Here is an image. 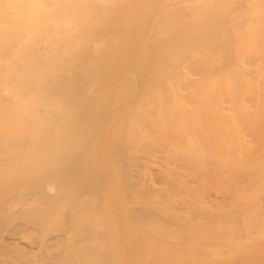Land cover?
<instances>
[{"label":"bare ground","instance_id":"obj_1","mask_svg":"<svg viewBox=\"0 0 264 264\" xmlns=\"http://www.w3.org/2000/svg\"><path fill=\"white\" fill-rule=\"evenodd\" d=\"M253 90L264 103V0H0V264H252L258 246L242 239L254 222L243 229L199 205L194 224V215L175 216L172 206L164 217L151 204L141 192V139L159 120L148 106L236 108L251 105ZM191 190L197 207L202 189ZM158 215L169 234L182 231L175 244L226 246L197 257L189 248V262L162 251L160 262Z\"/></svg>","mask_w":264,"mask_h":264},{"label":"rangeland","instance_id":"obj_2","mask_svg":"<svg viewBox=\"0 0 264 264\" xmlns=\"http://www.w3.org/2000/svg\"><path fill=\"white\" fill-rule=\"evenodd\" d=\"M253 92L255 93L256 97L251 102V105H240V106L237 105L236 108L233 105H231V106H228L229 109L227 108V106H223V105L220 107V105H218L217 103L215 104V105H217L216 108H215L214 103L210 105L209 103H206V102L203 103V102H198V101H193V100H191V102H189L190 104H188L189 100H187V102H185L186 104H184V102L176 103V104H174L175 106L174 105L171 106L172 104H170V105L167 104V106L169 105L170 107L169 106L168 107L167 106L163 107V109H165V110H163V109H159L158 110V107H156V105H155V107L157 108V110L153 106H152V108H154V109H152V108H150V106H148L149 108H147V109L151 110L150 112L152 113V115L153 116L157 115V117H155L156 120H158V119L160 120L161 119L162 122L160 121V123H158L159 120L156 121V120H154L155 119L154 118L153 119L154 120L153 123L156 121L155 122L156 124L155 123L153 124V125L156 126L155 128L153 127V125L152 126H148V125H151V124H148V122H147L148 125L146 124L149 127V129L151 128L150 129L151 132L156 130V129L161 130L160 134H159V130H158V131L152 132L153 133V135H152L148 128H147V131H149V132L146 131V128H145V131L143 132V137L144 138L142 137L143 139H141V140L144 142L143 143L144 147L141 146V148L143 147V149H141V163H142V165H141V171H142L141 175L143 174L144 176H141V192L149 193L148 194L149 196L147 195L146 197L153 198L152 201H151V204L153 202L157 201L156 204L153 203V205L159 207V209L162 210L160 212L161 213L163 212L162 214H165V213H167L169 211L168 214H170V212H171V214L177 213V215L175 214V216H178V217H181L183 215L187 216V217H191V216L193 217V215H194V217L196 218L195 219L196 221L191 219V220H189L190 223L196 224L197 223V219L198 218H202L201 215H203V214L200 212V210H202V208L199 209L201 205H203L204 209H206V210L208 209L210 212H212L211 209H213V207H214L215 210H216L215 211L216 213L218 211V213H221L222 215H226L225 218L222 217L221 219H225V220L227 218H230L232 220H234L235 218L237 220L239 219L238 221H239V223H240V221L242 222L240 225L242 226L243 229H246V227H248L249 229L252 230V228L250 227V221L254 222L255 225H254L253 229H255V231L253 230L254 231V233H253V231L249 232L248 230H246L247 233L245 235H248L250 233L249 235L251 237L250 236L247 237V236L244 235L245 237L243 236L242 240H243V242L245 241L247 243V245L245 246L244 245L245 242H244L242 244V246L243 247L245 246L246 248L247 247L250 248V246H251L250 249H252L253 252L257 249V246H258L259 250H256L255 251L256 253L254 252V255L256 254L257 256H251V255L248 256V257H250L249 261L252 262V264H257L258 261L254 262V263H253V261H256V259L257 260L259 259L260 260L259 262H261V258L260 257H262V256H260L259 254L261 253V255H262V253H263V255H264V242H263L264 241V105H263L264 103L261 101V99L259 97V94H258V91L257 90H253ZM196 103H197V105H196ZM191 104H193V105H191ZM238 104H240V103H238ZM176 105L177 106L179 105L178 106L179 109L177 108ZM204 105L206 107H204ZM192 106H194V107H192ZM210 106H212V107H210ZM166 108H167V110H169L170 115L168 114V112H165V111H167ZM169 108H171V109H169ZM190 108H191V110H190ZM193 108H194V110H193ZM205 108L207 110L210 109V108L211 109L215 108L214 110L217 109V112H215L217 114V116H216V114H212V113H210L211 115L208 114L207 112H205V110H206ZM222 108H225V109H222ZM196 109H198V110H196ZM202 109H204V110H202ZM231 109L232 110L235 109L237 111L236 112L230 111ZM244 109H245V111H244ZM173 110H174V112L172 114ZM223 110H225V111H223ZM160 111H161V113H160ZM189 111L190 112L192 111V113L190 114ZM194 111H195V114H194ZM243 111H244V113L242 114ZM196 112H198V113H196ZM203 112H205V113H203ZM229 112L232 114L231 116H230ZM175 114H176V117H175ZM251 114L254 115V116H252ZM182 115H184V117H182ZM246 115H247V117H246ZM214 117H215V119H214ZM249 117L251 119H252V117H254L253 118L254 120L252 121ZM175 121L180 122L179 125ZM204 122H206V123H204ZM162 125H163V127H162ZM175 125H176V127H175ZM181 128H183V129L181 130ZM204 128H206V130ZM173 129H174V131H173ZM202 129H203V131H202ZM219 129H220V131H219ZM170 130L173 131V132H171ZM162 131H167V132H162ZM176 131H177V133H176ZM194 131H196V132H194ZM186 132H187L188 135H190V134L191 135L188 136L186 134ZM214 132H216V133H214ZM149 133H150V136H151L150 137L151 140L149 139ZM155 133L156 134L158 133L159 135L158 134L155 135ZM171 133H172V135H171ZM196 133H198V134H196ZM144 134H145V136H144ZM166 134H168V135H166ZM205 134H207V135H205ZM183 135H185V136H183ZM225 136H227V137H225ZM206 137H207V139H206ZM233 138H234V140H233ZM151 141L152 142L156 141L155 142L156 145L153 143L154 147H153V144H151L152 143ZM220 142H222L223 144L220 143ZM145 144H146L147 147L145 146ZM171 144H173V145H171ZM156 146L159 147V148H158V150L155 151V149H157ZM174 146L176 148H174ZM177 147H178V149H177ZM147 148L152 149V150L148 149V151H149L148 152ZM165 148L167 150H165ZM153 149H154V151H153ZM162 149L167 151L165 154H167V155L169 154V155L165 156V154H161V151H163ZM168 152H170V153H168ZM156 155H159V157L156 156ZM170 155H172L171 158L169 157ZM166 157H167V160H166ZM181 157L182 158L184 157V158L182 159ZM191 157H193L194 160H192L193 158L191 159ZM178 158H180V159H178ZM195 158H197V159H195ZM188 160H191L192 163L190 161H188ZM186 161H188V163ZM195 162L198 163V164H195V166H194L193 164ZM202 167H203V169H202ZM213 167H215V168H213ZM168 172H169V176H167ZM189 175H191V176H189ZM238 176H239V178H238ZM180 177L183 178V179H181ZM241 177H243V179ZM170 178H171V180H170ZM148 181H149V183H147ZM158 184H160L161 187ZM182 184H183V186H182ZM177 185H178V187H177ZM185 185H187V186H185ZM232 186H233V188L230 189V187H232ZM234 187H236V189ZM192 188H198L200 190L202 189V192H203V194L199 195L201 202H199L200 204H198L197 207L193 205L194 201L196 200V195L194 194L196 192H193V190H191ZM148 189H151V190H149V192H148ZM186 189H189L191 191L186 190ZM164 190H165L166 194H168V196H162L165 193V192H163ZM153 191H156V192H154L155 194H153ZM157 191H159V192L157 193ZM151 192H152V194H150ZM186 193L188 194V198L186 196L187 195ZM171 195H173V196H171ZM143 196L144 195H142L141 197H143ZM234 196H235V198H234ZM162 197H164V198L162 199ZM190 198H192V200ZM154 199H155V201H154ZM156 199H159V200H156ZM161 199H162V201H161ZM164 200H166V201H164ZM186 200L187 201L189 200V201L187 202ZM190 200L193 201V204H191L192 202H190ZM168 201H171V202L169 203ZM215 201H217V202H215ZM173 202L175 203V205L173 204ZM196 202H198V201L196 200L195 204H196ZM211 202H212V204H211ZM165 203H166V205H163ZM188 203H190V205L192 207H194V208H192L190 205H189V207H187ZM161 204H162V206H161ZM167 204H168V206H167ZM169 204H171V205H169ZM170 206H171V209L168 208ZM172 206H174L173 213H172ZM210 206L212 208L209 209L208 207H210ZM237 206H238L239 209L237 208ZM189 209H190V211H189ZM236 210H238V211H236ZM175 211H177V212H175ZM178 213H180L179 214L180 216L178 215ZM192 213H194V214H192ZM168 214H165L163 216L165 217ZM171 214L168 215V216H172ZM197 215H199V216L197 217ZM245 215H247V216H245ZM245 217L246 218L248 217L250 219H248V218L246 219ZM113 219H115V218H113ZM156 219L157 220H153V222L155 224H162L163 223V230L164 231H163V233L162 232L161 233H162V237H164V238H162L161 242H160V240H159V238H160L159 235H161L160 232H158L159 233L158 237H156L154 234L150 235V236H154V237L158 238L156 240L154 238V241L155 242L156 241L159 242L158 248H160V249L158 251H154V250H156V246H154V247H153V245H149L148 246L147 245L148 241L145 242L146 245L144 244L145 246L150 247V249H151V246H152V250H150V251L151 252L152 251L156 252V253L152 252L156 256H157L158 252L161 253L163 251V254L161 253L162 255H164L165 252H167L168 256L171 253V257H172V255H173V257L174 256L176 257V255H177V257L179 258V256L181 255V257L182 256L185 257L184 260H186L188 258V260H186V261L189 262V260H190L189 257L190 256L192 257V255H195V254H193L194 250H196V252H195L196 256H193V257H197L198 256L197 255L198 250L199 251H201V250L205 251L203 248L208 247V246H209L208 248L210 249L211 244H212L213 247L216 246V245H220V244H221L220 247L226 246L225 242L217 243V244H215L216 242L214 244H213V242H210L209 244L205 245V247H203L201 245L196 246V245H193L191 243H185L184 246H183L182 243H181L182 245L181 244H179V245L175 244L174 243L175 240L179 239L177 237H179V235L182 233V231H179L180 233L177 232L176 234L175 233L174 234H171V233L169 234L167 232V225H166V222H168V220L166 218L164 220L159 218V215H158V217H156ZM245 220H246V222H243ZM116 221H117V218H116ZM113 222H115V221H113ZM218 222H220V221L218 220ZM225 222L226 221H222L220 223L225 224ZM248 222H249V226H247L248 224H246ZM172 223H174V221ZM168 229H170V226H169ZM175 231H177V230H175ZM151 232H153V231H151ZM154 232H157V230H154ZM167 234H169L170 236L167 235ZM246 237H247V239L250 240V241L248 240L250 243L247 242ZM249 237L253 241H255V243L256 242L257 243L256 244L255 243L252 244L251 243L252 240ZM167 238H168V240H166ZM141 239H143V238L141 237ZM144 239H145V237H144ZM255 239L256 240L259 239L260 241L262 240L263 244L260 242L261 244L259 245V240L256 241ZM145 240H147V238ZM162 240H163V242H162ZM171 240H172V243H170V245L171 244H175V245L170 246L169 243H167V242H171ZM141 242L144 243V240H142ZM238 242H240V241H238ZM160 243H162V244H160ZM3 244H4V242L0 241V247ZM186 244L188 246H186ZM144 245H143V248H144ZM154 245H156V244H154ZM248 245H250V246H248ZM262 245H263V248L261 247ZM168 246H170V247H168ZM175 246H176V248H175ZM178 246L180 248H178ZM189 246H194V247H189ZM240 246H241V243H240ZM197 247L199 249H196ZM213 247H211V250L214 251ZM163 248H165V250H163ZM189 248H191L193 252L190 251L191 249H189ZM253 248H255V249H253ZM143 250L145 251V248L142 249V251ZM148 250L149 249L147 248V254L149 256L152 253L150 251H148ZM169 250H172V251L170 252ZM187 250H188V252L189 251L192 252V254H190V252L187 253ZM252 250H251V254L253 255ZM142 251H141V253H142ZM203 251H202V254L204 253V256H208L209 255V254L208 255L205 254V252H203ZM209 251L207 250V253ZM247 251H248V255H249L250 254L249 249H247ZM144 253H142L143 255L141 254V257L143 258V256H146L145 258L147 259L148 257L146 255V251ZM198 253H201V252H198ZM167 254H166V258H171L170 256L168 257ZM187 254L189 255L188 257H187ZM158 255L161 257V259H159V257L157 256L158 259H156V260H158V261L160 260V262H163L162 258L164 256L162 257V255H160L159 253H158ZM151 256H153V255H151ZM157 257H153V258L150 257L149 261H152L151 259H153V262H154V258H157ZM142 258H141V261L144 260V258H143V260H142ZM163 259H165V258H163ZM262 260L263 261L261 263H264V258ZM144 262H146V260H144ZM259 262H258V264H260ZM141 264H145V263L141 262Z\"/></svg>","mask_w":264,"mask_h":264}]
</instances>
